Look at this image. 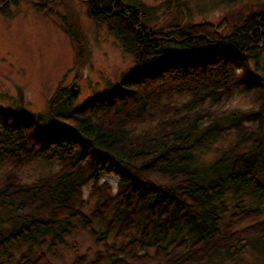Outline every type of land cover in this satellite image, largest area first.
<instances>
[{"label":"trees","instance_id":"1","mask_svg":"<svg viewBox=\"0 0 264 264\" xmlns=\"http://www.w3.org/2000/svg\"><path fill=\"white\" fill-rule=\"evenodd\" d=\"M84 1L136 68L76 106L59 88L46 115L0 109V264H53L59 245L69 264H264V78L249 66L264 58V7L155 30L136 0ZM236 92L254 104L215 111ZM34 162L57 169L23 181ZM81 229L96 248L66 240Z\"/></svg>","mask_w":264,"mask_h":264},{"label":"rangeland","instance_id":"2","mask_svg":"<svg viewBox=\"0 0 264 264\" xmlns=\"http://www.w3.org/2000/svg\"><path fill=\"white\" fill-rule=\"evenodd\" d=\"M136 1L144 6L155 30L187 20L219 24L225 18L232 25L251 9L264 7V0H185L193 11L189 17L179 14L183 0ZM256 60H250L249 66L254 74L264 78V58L259 65ZM135 68L132 54L123 49L106 25L89 17L84 0H58L44 10H39L31 0L8 1L6 8L0 5V109L15 106L18 101L25 112L46 115L49 99L59 88L74 95L72 104L76 106L109 92ZM254 96L252 92H236L213 108L217 112L246 108L254 104ZM60 129L66 130L64 126ZM199 156L209 162L216 152L203 151ZM56 169V163L34 162L15 172L23 181L30 182ZM5 170L6 167L1 168L0 173ZM101 180L115 187L117 177L104 174ZM88 188L84 187L85 195ZM66 240L75 241L81 251L96 248L91 235L82 229ZM58 251L60 256L51 258L53 264H69L75 255L64 245H59ZM251 259L246 256L244 263Z\"/></svg>","mask_w":264,"mask_h":264},{"label":"water","instance_id":"3","mask_svg":"<svg viewBox=\"0 0 264 264\" xmlns=\"http://www.w3.org/2000/svg\"><path fill=\"white\" fill-rule=\"evenodd\" d=\"M71 90H72V93H74L75 92V89H72V88H70Z\"/></svg>","mask_w":264,"mask_h":264}]
</instances>
